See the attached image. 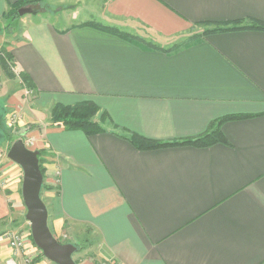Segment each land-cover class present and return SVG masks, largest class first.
Returning a JSON list of instances; mask_svg holds the SVG:
<instances>
[{
	"label": "crops",
	"instance_id": "obj_1",
	"mask_svg": "<svg viewBox=\"0 0 264 264\" xmlns=\"http://www.w3.org/2000/svg\"><path fill=\"white\" fill-rule=\"evenodd\" d=\"M16 1L0 0V47L36 96L26 104L4 68L0 100L41 126L55 239L86 238L89 264H264V31L180 43L193 26L264 24V0H44L8 41L2 18ZM84 102L104 114L102 132L52 126L54 106ZM228 116L248 118L209 147L141 151L127 139H193ZM16 195L0 188V264L31 249L9 244L26 210Z\"/></svg>",
	"mask_w": 264,
	"mask_h": 264
},
{
	"label": "rangeland",
	"instance_id": "obj_2",
	"mask_svg": "<svg viewBox=\"0 0 264 264\" xmlns=\"http://www.w3.org/2000/svg\"><path fill=\"white\" fill-rule=\"evenodd\" d=\"M44 6L45 4L41 3L34 7L31 6V8L34 13H37L40 10H42ZM63 12L64 14L62 16V21L68 22V19H70L68 18V10H65ZM8 22L3 21L2 22L3 26L7 25ZM16 25H17V21L16 22L14 21L12 24V27L8 30V34H7L8 37L6 38L8 41H10L15 36V31L17 28ZM209 29L210 28H207L201 25L193 26L188 32V35L180 40V43H183V44L189 43L191 42V40L192 41L194 40L195 36L199 32L209 30ZM176 48H179V47L176 46ZM7 49H8L7 43L3 42L0 47V51H1L0 52V55H1L0 56L1 58L0 77H1L2 71L5 68L11 74V76H13V78L15 79L17 83L16 90L19 89V91L21 92V97H22L21 99H24L26 104L28 103L31 104L34 102V99L36 96L35 91H33L31 86H29L26 82H24V79H22L21 75L17 73L18 75L17 76L15 73L16 71L12 72L13 62H12L11 56L8 55V53L6 52ZM25 90L29 92L31 91L27 97L24 96ZM19 115H21V112L20 114H18V111L7 109L5 107L4 102L0 100V184L2 185L1 187L2 189H6L9 187H13L14 189H17L18 195L16 196L17 198L20 199L21 204H24L22 200V195H21L23 171L18 165L8 160L7 153L10 147L15 141L21 140L29 150L39 152L38 159H39L40 167L43 172V175H42L43 183L41 187L40 196L42 194V197L44 198H45V194L47 193V190H49L47 189V185H48L47 183L49 182L47 179V172L45 169L46 162L48 160L46 157V152L42 150H38V149L36 150V142L38 141V137L36 136V134H39V129L41 126L39 124L38 125L36 124L23 125L22 121H24L25 118L22 115L19 117ZM101 117H102V113H100L99 111L93 115L92 120L94 122H98L99 119H101ZM49 120L52 123H56L54 122V119L51 120L50 118ZM53 185H54V188H56L57 182H53ZM24 213H25L24 215L23 213L21 214L20 218L19 217L17 218V220L15 221L17 222V224H15L13 229L9 232L10 235L11 234H17L19 236L25 235L26 236L25 247L26 246L31 247V249H28L27 254H25L26 256L21 255V261L23 262V264H53L47 261L43 257L41 251L32 242L30 225L24 218V216L26 215V210ZM70 240L71 239H68L67 237H65L62 242L61 241H58V242H60L61 244H69ZM74 244L75 245L73 246H75L77 249L75 254L73 255L74 262L76 264H89L90 263V258H89V253H88L90 252L88 248V246L90 245L89 241L84 237L79 238L78 236H75ZM21 252H23V249L21 250Z\"/></svg>",
	"mask_w": 264,
	"mask_h": 264
},
{
	"label": "trees",
	"instance_id": "obj_3",
	"mask_svg": "<svg viewBox=\"0 0 264 264\" xmlns=\"http://www.w3.org/2000/svg\"><path fill=\"white\" fill-rule=\"evenodd\" d=\"M44 0H17L14 4H12L8 11L5 12L2 21L8 22L7 25L4 26L3 32L8 33L7 31L12 27L13 22L17 19L18 11L24 9L29 6H37L43 3ZM238 30H259L264 31V24L256 21H249L248 23H242L241 21H234L231 23L223 24V27L210 29L204 31V34H208L210 31L213 32H231ZM201 36H195L194 40L187 44H194L200 42ZM176 50L179 48H175ZM22 79H24L22 77ZM25 82V80H24ZM99 112V108L96 107L93 103H80L74 106H62L56 105L50 111L51 120L54 119L52 126L55 124L64 128L65 130H80L84 132L86 135H95L103 131L102 126L100 125L104 120V114L102 113L101 119L98 122H94L93 115ZM248 116H228L221 119H218L212 122L203 135L193 138L187 139L183 141H176L172 143H162L152 140L144 139L138 135L130 134L128 136V140L130 143L137 149L141 151L148 150H156L161 148L168 147H185L191 146L195 148H203L209 147L217 143L225 142L224 137L220 131L221 126L229 121H236L246 119ZM39 168L41 174L43 175L42 169L39 164Z\"/></svg>",
	"mask_w": 264,
	"mask_h": 264
},
{
	"label": "water",
	"instance_id": "obj_4",
	"mask_svg": "<svg viewBox=\"0 0 264 264\" xmlns=\"http://www.w3.org/2000/svg\"><path fill=\"white\" fill-rule=\"evenodd\" d=\"M32 13L31 8L18 11L21 17ZM38 156V151L29 150L21 140L15 141L7 153L8 160L18 165L23 171L21 195L26 209L25 220L30 225L32 242L49 262L76 264L73 260L76 247L58 242L48 227V212L40 197L43 176L39 168Z\"/></svg>",
	"mask_w": 264,
	"mask_h": 264
},
{
	"label": "built area",
	"instance_id": "obj_5",
	"mask_svg": "<svg viewBox=\"0 0 264 264\" xmlns=\"http://www.w3.org/2000/svg\"><path fill=\"white\" fill-rule=\"evenodd\" d=\"M0 60H1V58H0ZM12 72H14V68H12ZM16 75H17V73H16ZM30 92L27 91V90H25V95L24 96L27 97L30 94ZM1 187H2V185L0 184V188ZM25 240H26V236L25 235H21V236H19L17 234H11V235H9V244L12 247V249L14 250V252H20L24 248V246H25ZM7 264H17V263L14 260H9L7 262Z\"/></svg>",
	"mask_w": 264,
	"mask_h": 264
}]
</instances>
